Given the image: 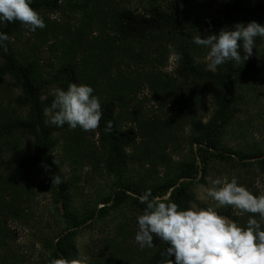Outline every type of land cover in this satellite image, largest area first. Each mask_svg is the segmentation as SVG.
Instances as JSON below:
<instances>
[{
    "label": "trees",
    "instance_id": "1",
    "mask_svg": "<svg viewBox=\"0 0 264 264\" xmlns=\"http://www.w3.org/2000/svg\"><path fill=\"white\" fill-rule=\"evenodd\" d=\"M175 0L167 6L153 5L144 14H135L130 8L115 0H79L70 1V10L80 13L77 24L70 21H59L41 14L43 11L55 12L63 9L60 0H32L34 8L44 19L46 27L32 32L35 40L27 39L32 46L33 55L17 50L12 39L17 36L22 24L19 22H0V32L6 33L9 40L7 53L0 50V139L15 131L30 134L33 138V154L28 158H3L0 154V245L4 248L8 230L7 220L25 221L29 214L25 204L28 202L23 195L51 190L57 201L64 199L68 192L64 182L59 186L52 184L51 176L61 177V167L53 155L56 144L54 133L65 127L48 125L46 109L51 105L49 99L43 100L48 81L42 80L37 73V64L41 47L48 46L51 55L61 62L58 69L60 82L84 84L99 91L105 101L102 107V119L98 128L104 160L109 172L122 180L121 168L127 163V146H131L142 137V145L147 141L160 144V139L179 142L180 132L185 131L192 123L189 145L193 160L180 167L176 177H163L157 188H151L153 196H168L182 209L190 207L194 197L189 182L180 178L194 176L200 178L206 174L210 159L226 158L221 153L220 134L235 119L237 109L234 107L238 86L247 84L256 74L264 76V59H252L243 64L230 61L218 66L215 72L205 69L198 61L207 55L208 49L193 42L197 35L218 34L224 28H234L251 16L253 21L264 23V3H251L247 0H226L219 15L195 13L191 8L203 0ZM169 45L181 56L177 61L176 73L170 75L163 72L169 59ZM243 56V50H240ZM52 65V58H51ZM11 80V82H9ZM52 83H54L52 81ZM152 92V98L159 105L170 107L172 114L163 118L153 113L151 117L138 116L137 103L132 120L138 123V129L128 127L122 129V112L144 89ZM19 90L17 97L10 101L21 108H26V117L19 116L9 119L6 107H3V95L10 96ZM97 93V92H96ZM211 95L214 116L210 123L199 118L200 112H207L206 96ZM98 94V93H97ZM94 95V93H93ZM138 102V101H136ZM167 105V106H166ZM118 110V111H117ZM111 121V131H106ZM178 131V132H177ZM73 132L77 138L84 137L85 132L76 128ZM167 142H164L167 148ZM160 150L163 145H159ZM154 151L150 155L155 163L158 156L162 163L169 162L171 156L166 149L160 153ZM93 147L83 151L84 157L96 156ZM212 156L210 159L208 157ZM256 157H259L257 155ZM230 158V156L228 157ZM57 161V165L53 161ZM172 164V163H171ZM241 165H249L240 160ZM260 171H264V158L255 163ZM44 165L48 166L46 171ZM110 166V167H109ZM41 170L43 178L36 184L25 185L23 177L32 171ZM192 178V177H191ZM159 179V177H157ZM152 181L157 182L156 180ZM123 186L122 184L120 187ZM129 188V185H124ZM127 191V190H126ZM137 208L142 211L145 205L140 204L138 197L146 190H131ZM254 191L253 193H255ZM62 197V198H61ZM65 203V202H64ZM220 214H224L221 212ZM247 223V222H246ZM126 227L123 226V230ZM124 234V235H123ZM125 240L126 233H121ZM71 232L61 233L54 245V259L72 260L69 238ZM125 240L112 243L111 255L104 264H164V251L167 245L154 237L155 247L134 250ZM5 254L0 256V264H16ZM14 258V255H13ZM173 261L174 256L170 257Z\"/></svg>",
    "mask_w": 264,
    "mask_h": 264
},
{
    "label": "rangeland",
    "instance_id": "2",
    "mask_svg": "<svg viewBox=\"0 0 264 264\" xmlns=\"http://www.w3.org/2000/svg\"><path fill=\"white\" fill-rule=\"evenodd\" d=\"M70 1L79 0H60L63 9L55 12L43 11L41 14L59 21L68 20L71 24H77L81 14L71 12ZM115 1L130 8L135 14H144L153 5L167 6L175 0ZM247 1L264 3V0ZM224 3L226 0H203L187 8H191L195 13L219 15ZM250 17L248 16L242 23L247 24L253 21ZM28 38L35 40V35L23 25L17 36L12 39L18 57L21 55L20 51L33 55L32 46L27 44ZM252 59H264V38H256V47L245 63ZM38 60L37 73L42 80L48 81L43 100L49 99L52 102L56 89L67 90L71 82H60L58 69L61 62L55 58L54 54L51 55L47 45L41 47ZM198 62L207 69L206 56ZM176 67L177 61L170 53L163 72L172 75L176 73ZM75 84L78 85V81ZM238 91L234 105L237 109L234 114L235 120L220 134V151L225 152L226 158L210 159L212 157L210 156L208 157L210 164L204 176L196 178L193 173L192 176L179 179L191 185L194 193V197L189 202L191 207L216 208V203L211 198L202 199L201 197H206L207 188L217 178L227 177L231 180L236 177L239 184L246 186L251 192L256 191L253 194H264V171H260L255 164L258 159L264 158V76L254 75L249 83L238 86ZM93 93L99 98L101 106H105V101L99 96L100 92L94 90ZM17 95L19 90H14L10 96L3 95L5 100L3 107H6L5 112L9 119L13 120L27 115L26 108H21L10 101V97H17ZM206 101L208 111L200 112L199 118L208 124L214 116L212 109L214 105L211 104L213 100L209 93ZM137 103L140 105L138 116L142 118L151 117L153 113L163 118L172 114V109L162 108L153 100L152 92L146 88L138 96V100L130 102L126 110L122 112L120 126L122 129L128 127L138 129V123L132 120ZM49 119L47 115L48 125ZM193 126L191 123L184 132H180L182 139L179 142L160 139L159 145H163L161 150L154 141L152 144L147 141L142 145L143 138H137L134 144L125 148L128 157L127 163L121 168V181L118 180V176L109 172L103 150L97 149L101 147L98 129L95 132L84 131L83 139L77 138L70 127L55 132L53 139L56 144L53 155L58 159L61 178L63 177L68 189L65 196H62L67 197V201L64 199L57 201L51 190L35 192L30 196L23 195L28 200L25 207L27 211L29 210V218L21 222L6 221L4 225L8 230L5 239L7 245L4 248L0 245V256L7 254V258L16 264H50V261L54 259V245L59 235L69 231L71 232L69 248L72 259H81L85 264H104L111 255L112 243H122L125 240L121 233L127 234L125 244L131 248L128 253L132 255L136 248L140 250L134 238L138 230L136 217L143 211L134 203L132 198L135 195L134 192L131 193V190L157 188V184L163 177H176L180 173V167H187L186 163L189 164L195 156L189 145V135ZM167 141V148H165L164 142ZM91 146L96 149L97 155L84 157L83 151ZM164 149L172 159L162 163L156 156V162L152 163L150 155L153 156L155 150H160L162 153ZM0 154L5 159L30 157L33 154L32 136L20 131L6 135L0 139ZM257 155L259 157H256ZM240 160L249 165H241ZM41 172L39 169L32 171L31 174L22 178L23 183L25 185L38 183L43 178ZM152 178L157 182L152 181ZM121 184L123 186L120 187ZM124 185H129V188L125 189ZM171 201L174 202V200ZM216 210L219 214L223 212L224 214L221 215L227 216L241 226H246L249 219V214L239 213L231 207H219ZM256 218L259 219V217ZM123 226L126 227L125 230Z\"/></svg>",
    "mask_w": 264,
    "mask_h": 264
},
{
    "label": "clouds",
    "instance_id": "3",
    "mask_svg": "<svg viewBox=\"0 0 264 264\" xmlns=\"http://www.w3.org/2000/svg\"><path fill=\"white\" fill-rule=\"evenodd\" d=\"M32 0H0V22H19L35 32L46 27L41 15L31 7ZM264 38V25L251 21L237 23L234 28L224 27L218 34L197 35L193 42L208 49L207 69L215 72L218 66L230 61L243 64L256 47V38ZM6 33L0 32V50L7 53ZM243 50V56L240 50ZM169 50L175 60L181 56L172 45ZM91 86L69 84L67 90L57 88L46 115L49 123L57 127L65 124L71 129L80 128L95 132L102 119L99 98ZM108 122L106 131H111ZM57 165V161H53ZM45 170L48 166L44 165ZM52 184L63 183L60 176H51ZM216 203V208L231 207L239 213L249 214L246 226H241L214 207L182 209L165 196H153L146 190L138 197L145 205L136 217L138 230L135 242L141 250L153 248L154 237L167 245L164 264H264V194H253L233 177L217 178L206 190V197ZM256 217H259L257 219ZM174 256L173 261L170 257ZM50 264H85L81 259L56 258Z\"/></svg>",
    "mask_w": 264,
    "mask_h": 264
},
{
    "label": "built area",
    "instance_id": "4",
    "mask_svg": "<svg viewBox=\"0 0 264 264\" xmlns=\"http://www.w3.org/2000/svg\"><path fill=\"white\" fill-rule=\"evenodd\" d=\"M169 196V195H168ZM167 197V196H166Z\"/></svg>",
    "mask_w": 264,
    "mask_h": 264
}]
</instances>
